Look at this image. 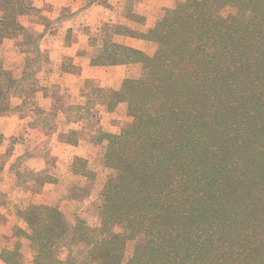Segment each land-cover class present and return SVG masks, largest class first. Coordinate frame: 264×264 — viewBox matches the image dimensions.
<instances>
[{"label": "trees", "instance_id": "obj_1", "mask_svg": "<svg viewBox=\"0 0 264 264\" xmlns=\"http://www.w3.org/2000/svg\"><path fill=\"white\" fill-rule=\"evenodd\" d=\"M227 6L234 12L221 14ZM34 9L32 0H0V39L20 35L24 63L35 67L9 80L12 96L40 70L39 36L19 22ZM115 32L155 49L103 38L90 63H137L139 75L104 95L90 88L65 110L67 121H89L94 92V104H127L131 121L100 136L110 169L100 223L36 206L29 231L18 234L34 249L29 264H122L128 242L125 264H264V0H181L145 30ZM8 88L0 113L10 109ZM0 259L25 264L18 244Z\"/></svg>", "mask_w": 264, "mask_h": 264}, {"label": "rangeland", "instance_id": "obj_2", "mask_svg": "<svg viewBox=\"0 0 264 264\" xmlns=\"http://www.w3.org/2000/svg\"><path fill=\"white\" fill-rule=\"evenodd\" d=\"M89 1L91 0H70L72 7L58 11L54 10V3H63L61 0H32L35 9L20 16L19 21L27 31L39 36L38 41H40L49 29L66 23L69 16L67 13L72 14V10L75 9L74 14L78 17L79 32L82 37L89 35L93 41L99 39L98 45H100L102 35L100 37L95 35L106 32L107 36L111 37L113 21L124 22L128 27L145 30L153 26L165 8L181 0H100L104 9L95 12L107 19L99 26L101 31H95L96 24L81 22L82 15L87 14L84 10ZM232 12L234 9L229 6L221 10L223 15ZM131 15L143 16L144 24L134 21V17L131 19ZM84 20L87 22L86 19ZM123 35L120 34L115 39L122 40L125 37ZM108 39L114 40V38ZM131 42L136 48L142 49L149 55L155 49V44L150 41L133 38ZM22 44L20 35L17 37L5 35L0 39V84L3 86L0 91L7 87L9 94L14 91L15 82L6 79L10 73L17 76L26 66L25 72L35 68L32 60H29L27 65L24 63L25 49ZM42 55L40 66L43 58L44 61L47 59L46 54ZM54 71L55 75H51L50 78L44 74H34V77L20 82L23 87L20 96L10 94L6 98L10 102L8 111L11 112L7 113V116H0L2 136L0 138V254L4 249L18 244L21 259L25 264L31 263L34 249L25 237L20 238L18 234L21 231H29L27 222L36 219L35 213L39 211L36 206L56 207L72 223L76 218H81L92 227L99 225L98 207L101 203V189L110 174V169L104 162L105 140L100 136L102 133H117L125 123L131 121L125 102H118L113 109L106 105L96 106L97 103L94 104L96 92H94L90 94L92 98H89L96 118L74 124L72 129L77 131V134L70 136L66 141L65 137L59 136V131L62 132V128H65V115L54 114L44 109L45 112L41 111L33 103H29L26 95L30 88L32 91H38L35 96L37 98L53 95L54 91L58 92V88L54 86L57 77L61 79L62 84H70L74 92H77L76 103H84L86 91L82 90L81 94L78 91V88L84 85L83 82L70 81L74 72L71 63L65 61L60 68L54 67ZM139 73L140 65L130 63L126 67L106 69L102 74L104 78L93 83L118 90L123 79L137 77ZM110 78L113 80L109 82ZM26 86H29L27 91ZM41 104H44L43 100ZM15 106L18 107L11 108ZM79 169L81 173L76 171ZM132 247V242L126 244L122 264H125L131 255ZM80 250L81 247L77 254H80ZM0 264L6 263L0 259Z\"/></svg>", "mask_w": 264, "mask_h": 264}, {"label": "crops", "instance_id": "obj_3", "mask_svg": "<svg viewBox=\"0 0 264 264\" xmlns=\"http://www.w3.org/2000/svg\"><path fill=\"white\" fill-rule=\"evenodd\" d=\"M61 1H63V3H54V10L62 11L68 9V7H72L70 6V0H61ZM85 8L86 9L84 11H86L87 14L84 13V15H82L81 22H83V24L84 23L92 24V25L96 24L95 31L97 30L101 31L99 26L104 24V21H106L107 19L101 17V15L96 14L95 11L104 9L102 2L100 0H91L88 2V5L86 4ZM75 11L76 10L74 9L72 10V14L67 13L69 16L67 17L68 21L66 23L59 24L53 27L52 29H49L40 39L39 41L40 51L42 54H46L47 59L46 61H44L45 59L43 58L42 65L40 66V70L38 71L37 75L44 74L47 76V78H50L51 75L52 76L55 75L54 67L56 68V66H58L60 68L62 64L65 61H67L70 62L72 67L74 68V72L71 75L70 81L83 82V84L85 85V86L81 85V87L78 88L80 94L82 90L87 92V90H89L90 88H99L101 90L102 95H104L107 91L113 89L106 86L103 87L102 85L98 86L97 83L94 84L93 82L99 81L102 78H104L102 74L105 73L106 69H110V68L116 69L118 67L120 68L126 67L129 64H122V65L91 64L90 60L92 55L96 51L97 46H99L98 45L99 39L93 41V38L92 37L89 38V35L85 36L84 38L82 37V35L79 32L80 29L79 23L77 22L78 17H76V15L74 14ZM84 19H86L87 22H85ZM113 22L114 23L112 25L113 30L111 37H108L106 32L105 33L103 32L102 34L99 33V35H95V37H100L102 35L101 38H105V37H108L110 39L114 38L115 42L117 43L134 46V44L131 42L133 38L129 36L123 35L125 36L124 39L119 41L115 39L116 36L120 35V33L115 32L117 26L124 25V22H118V23H116L117 21H113ZM5 69L6 68H4V73H6ZM22 71L23 69H21L19 75L17 76L10 73L9 75L6 76V79H18L22 75ZM123 77H127V76H123ZM112 80L113 79L109 80V82ZM54 86L58 88V92L54 91L53 95H48L45 96L44 98L35 97L38 91H32V89L30 88V90L26 93V95L28 96L27 99L29 100V103H33L38 109H40L43 112H45L44 110H46L47 112H52L54 114L61 113L62 115L63 114L65 115V110L69 106L76 104L75 100H76V95L78 94L77 92H74L73 87L70 84L67 83L66 85L62 84L61 79L57 77L54 80ZM27 88L29 89V86H26V89ZM31 94L34 96H30ZM41 100L44 101V104H41ZM7 102L10 105V102L9 101ZM102 102L103 101L99 99L98 102H96L97 103L96 106L105 105ZM10 112L11 111L1 112L0 116L6 115L7 113ZM95 116L96 114L94 112L93 118H96ZM93 118L91 117L90 121H92ZM64 122H65L64 125L65 128H62L63 129L62 132L61 130L59 131L60 132L59 136L64 135L65 137L69 130H73L72 127L74 124L83 123V121L80 122L67 121L66 118L64 119Z\"/></svg>", "mask_w": 264, "mask_h": 264}]
</instances>
